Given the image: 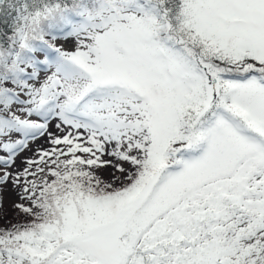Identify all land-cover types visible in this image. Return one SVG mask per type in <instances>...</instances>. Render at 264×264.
Returning a JSON list of instances; mask_svg holds the SVG:
<instances>
[{"label":"snow or ice","instance_id":"1","mask_svg":"<svg viewBox=\"0 0 264 264\" xmlns=\"http://www.w3.org/2000/svg\"><path fill=\"white\" fill-rule=\"evenodd\" d=\"M0 264H264V0H0Z\"/></svg>","mask_w":264,"mask_h":264},{"label":"rangeland","instance_id":"2","mask_svg":"<svg viewBox=\"0 0 264 264\" xmlns=\"http://www.w3.org/2000/svg\"><path fill=\"white\" fill-rule=\"evenodd\" d=\"M43 144L45 147H47V144L45 143L44 139H40L38 141H36L35 144L30 145V147L34 148L37 145ZM28 152L23 153V155H28ZM107 158V157H106ZM15 199L14 196H7L5 197V209L8 211V216L10 219H13V221H15V219L19 218V219H23V216L17 217L16 213L10 208V204H11V200Z\"/></svg>","mask_w":264,"mask_h":264}]
</instances>
